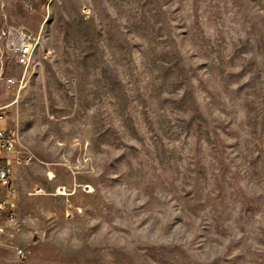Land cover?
<instances>
[{
	"label": "rangeland",
	"instance_id": "374dc122",
	"mask_svg": "<svg viewBox=\"0 0 264 264\" xmlns=\"http://www.w3.org/2000/svg\"><path fill=\"white\" fill-rule=\"evenodd\" d=\"M13 128L0 264H264V0H0Z\"/></svg>",
	"mask_w": 264,
	"mask_h": 264
},
{
	"label": "built area",
	"instance_id": "2783aa9c",
	"mask_svg": "<svg viewBox=\"0 0 264 264\" xmlns=\"http://www.w3.org/2000/svg\"><path fill=\"white\" fill-rule=\"evenodd\" d=\"M1 43L3 50L12 55L17 65L28 69L40 46L41 33L26 26L10 25L2 31ZM8 83L13 85L14 80L8 79ZM4 153H12L13 159H0V214L7 213V217L13 220L15 213L11 210V205L18 199L13 168L31 164L34 157L21 147L15 128L6 132L0 131V158ZM19 254L21 257L25 255L23 251Z\"/></svg>",
	"mask_w": 264,
	"mask_h": 264
},
{
	"label": "crops",
	"instance_id": "0c3cea01",
	"mask_svg": "<svg viewBox=\"0 0 264 264\" xmlns=\"http://www.w3.org/2000/svg\"><path fill=\"white\" fill-rule=\"evenodd\" d=\"M10 154L12 153H4L0 159H3L5 157H10ZM14 174V173H13ZM1 196V195H0Z\"/></svg>",
	"mask_w": 264,
	"mask_h": 264
}]
</instances>
